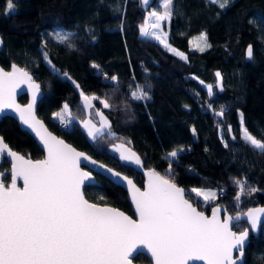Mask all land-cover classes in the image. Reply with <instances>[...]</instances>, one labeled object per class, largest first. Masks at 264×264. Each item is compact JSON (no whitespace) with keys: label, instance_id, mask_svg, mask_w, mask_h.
Returning <instances> with one entry per match:
<instances>
[{"label":"trees","instance_id":"16d2710c","mask_svg":"<svg viewBox=\"0 0 264 264\" xmlns=\"http://www.w3.org/2000/svg\"><path fill=\"white\" fill-rule=\"evenodd\" d=\"M7 3L0 0V65L9 69L15 63L33 75L43 93L36 114L53 133L139 186L143 176L119 160L113 145L128 144L143 168L163 176H169L172 160L167 153L183 149L171 164L170 178L188 190L186 197L201 211L208 213L211 206L219 205L234 215L264 205V154L243 141L239 117L241 112L245 128L264 140V0H230L223 9L209 0H173L167 43L186 59L140 35L150 7L140 0H14L11 16ZM57 31L72 33L74 48L58 43ZM201 33L210 45L203 51L192 43ZM249 45L252 59L245 55ZM112 76L118 83L111 81ZM137 84L145 87L150 99L131 98ZM81 91L99 98L93 101L92 114L95 109L103 111L113 136L103 133L93 140L77 125L60 128L53 114L65 103L77 109ZM101 99L111 107L103 108ZM19 101L25 103L26 96ZM222 108L224 116H215ZM0 136L28 158L43 157L35 141L10 117L0 120ZM9 168V162L2 160L0 170ZM94 176L100 186L84 187L85 197L133 215L126 192L105 177ZM236 180L246 186L239 201L235 200ZM192 187L223 194L212 203H203L191 198ZM246 227L241 221L233 229ZM262 257L264 222L259 236L250 238L245 248L244 264H264ZM133 261L150 263L146 255Z\"/></svg>","mask_w":264,"mask_h":264},{"label":"snow or ice","instance_id":"6c2138e0","mask_svg":"<svg viewBox=\"0 0 264 264\" xmlns=\"http://www.w3.org/2000/svg\"><path fill=\"white\" fill-rule=\"evenodd\" d=\"M209 2L223 9L230 0ZM142 3L146 4L147 0H142ZM161 7L162 12L153 11L149 14L155 18L151 24L152 29H159L161 22L170 21L173 15V0H162ZM7 14H15L14 0H8ZM145 23H148L147 19ZM140 31L141 35L151 36L181 59H186L183 53L167 43L166 33L149 32L143 26ZM72 36V33L61 31L54 34L58 43L66 44L69 48H74L70 42ZM197 39L203 42V47L197 45L200 51L210 47L206 34L201 33ZM252 56L253 49L249 45L247 57L252 59ZM44 59L51 64L47 53H44ZM93 67L99 68L95 64ZM64 76L71 79L68 73H64ZM216 76L217 86H220L221 74L217 72ZM110 79L118 83L116 76ZM23 82H27L32 91V99L25 108L17 105L14 97L15 89ZM76 87L79 88V85ZM208 91L211 95V85ZM39 92L40 85L33 81L28 71L16 64L11 66V71L0 68V111L5 108L18 111L22 123L27 124L40 137L47 153L44 159L33 161L9 149L3 138H0V158H11L12 177L8 185L0 180V264H132L136 256L146 254L145 249L154 264H188L189 261H203L204 264H237L240 261L244 264L250 230L245 228L243 231H233V227L246 218L251 231H255L264 208L249 209L243 216L228 215L226 209L219 206L212 208L210 217L198 211L186 198L189 194L170 178L171 164L183 149L167 153L172 158L169 162V176H162L154 170L145 173L148 180L143 190L128 177L103 164L98 165L100 170L115 179L127 182L138 219L115 208L89 202L82 189L86 182H93L94 177L92 171H85L84 168L89 163L97 166V161L57 139L36 120L33 108ZM80 96L85 110H92L93 101L99 99L83 91ZM131 98L148 100L150 96L144 86L137 84L131 92ZM100 104L105 109L111 107L106 99H101ZM224 112L222 108L214 112V115L222 118ZM53 115L64 127L72 123L68 118L73 114L67 103ZM95 115L99 117V127L90 119L81 121L88 136L95 140L105 131L113 136L111 124L103 111L97 109ZM192 131L195 135V128ZM228 131H233L231 125ZM241 138L264 154V140L255 138L244 127L243 117ZM113 148L119 152L121 161L141 164L140 158L127 149L125 144H116ZM17 179L23 181L22 188L17 186ZM235 184L239 188L235 200L239 201L246 193V186L242 180H236ZM191 192L196 197L202 196L205 203L223 194L196 188ZM234 251L238 255L234 256Z\"/></svg>","mask_w":264,"mask_h":264},{"label":"water","instance_id":"95a60500","mask_svg":"<svg viewBox=\"0 0 264 264\" xmlns=\"http://www.w3.org/2000/svg\"><path fill=\"white\" fill-rule=\"evenodd\" d=\"M140 1H141V4H142L143 6L146 7V6H151V5L154 3L155 0H147V3H146V4H145V3H142V0H140ZM0 40H1V38H0ZM0 47H1V45H0ZM248 47H249V46H248ZM248 47L246 48V51H245V55H246V58H247V59H248V57H247V49H248ZM14 64H15V63H14ZM12 65H13V64H12ZM12 65H11V66H12ZM16 65H17V67L26 70V69H25L24 67H22L21 65H18V64H16ZM11 66H10L9 69H5V68H3V67L0 65V68L4 69L5 71H11ZM26 71H27V70H26ZM28 72H29V71H28ZM29 74L32 76L33 81H34L35 83L39 84V83L34 79L33 75H32L30 72H29ZM39 85H40V84H39ZM23 95H25L26 98H27V101H26L25 103H22V102L19 101V97H20V96H23ZM42 96H43V93H42V90H41V88H40V92L37 93V101H36V104L34 105V108H33V111H34V115H35L36 120H39V121L43 124L44 128L47 129V131L50 132L52 135H54L57 139H61V140H63L66 144H68V145L72 146L73 148H75L73 145H71L70 143H68L67 141H65L63 138H61V137L57 136L55 133H53V132L47 127L46 123H45L42 119H40V118L37 116V114H36L37 104H38L39 100L42 98ZM14 97H15V103H16L17 105H19L21 108H25V107L29 104V102L31 101V99H32V91H31L30 88H29V84H28L27 82L20 83L19 86L15 89ZM3 117H10V118H12V119L18 124L19 128H20L22 131L26 132V133H27V134H28V135H29V136L35 141L36 145H37V146L41 149V151L43 152V157H42L41 159H37V160H42V159H44V158L46 157L47 153H46V150L44 149L43 143H42L41 140H40V137L37 136L36 133H35L30 127H28L27 124H23V123H22V121H21V119H20V114H19L18 111H16L14 108H5V109H3L2 111H0V120H1ZM0 138H2V136H0ZM3 141H4V139H3ZM4 143L8 145V143H6L5 141H4ZM120 144H121V143H120ZM123 144H125V147H126L127 149H129L131 152H134V150H133L128 144H126V143H123ZM8 148L11 149L12 151L16 152L17 154L22 155L20 152H18V151H16L15 149L11 148L9 145H8ZM75 149H76V148H75ZM76 150L79 151V152H83V153H85L86 155H88V154H87L86 152H84V151H81V150H78V149H76ZM119 155H120L119 152L116 151V156H117L118 158H119ZM136 155H137V154H136ZM5 156H6V154H5ZM22 156H24V155H22ZM88 156H90V155H88ZM137 156H138V155H137ZM24 157H25V158H28V157H26V156H24ZM90 157H91V156H90ZM91 158H92L93 160L97 161V166H94V165H92V164L89 163V164L87 165V167L84 168V170H85V171H92V175H93V177H94V181H93V182H86L85 187H86V186H100V182H99V181L95 178V176H94L95 174H99V175L105 177L106 179H108L109 181H111L114 185L121 187V188L126 192V194H127V200H128V202H129V204H130V207H131V210H132L133 215H129L128 213L122 211L120 208H118V207H116V206H113V205H110V204H100V203H97V204H99L100 206H108V207L115 208V209H117V210H119V211L125 213L126 215L130 216V217L133 218V219H138V217H137V215H136V213H135V206H134V204H133V202H132V200H131V194H130V192H129V189H128V186H127V182H126V181H121V180L115 179L114 177H112V176H111L109 173H107L106 171L100 170V169L98 168V165H99V164H103V165H105L107 168H111V167H109L108 165H106V164H104V163H102V162H100V161L94 159L93 157H91ZM4 159H6V160L9 162V164H10L9 174H10V183H11V180H12V177H11V158H0V163H1L2 160H4ZM30 159H31V158H30ZM31 160H33V159H31ZM119 160H120V159H119ZM33 161H35V160H33ZM122 162L125 163V164H127V165H129V166L134 167L137 171H139V172L141 173V175L143 176V185H142V186H139V185H138V184H137V183H136L131 177L126 176L125 174L119 172V171L116 170V169H113V168H111V169H113L114 171L119 172L122 176H126V177H128L129 179H131V180L135 183V185H136L137 187H139L141 190H143V189H144V186H145V184L147 183V180H148V177L145 175V173H146L147 171H149V170H153V169H145V168H143V167L141 166V164H140V165H137V164H135V163L127 162V161H122ZM157 173H158V172H157ZM159 174H160V173H159ZM160 175H161V174H160ZM162 176H163V175H162ZM0 180H2L1 176H0ZM10 183H9V184H10ZM16 183H17V186H18V187H21V188L23 187V181H22L21 179H17V182H16ZM177 186H178V185H177ZM178 187L184 189L186 193L188 192V190L185 189L184 187H182V186H178ZM82 190H84V188H83ZM83 192H84V191H83ZM85 198H86V197H85ZM186 198H187V197H186ZM86 199H87V198H86ZM187 199H188V198H187ZM189 201H190V200H189ZM89 202H91V203H96V202H93V201H90V200H89ZM190 203H192V201H190ZM192 204H193V203H192ZM193 206L196 207L198 211H201L196 205L193 204ZM217 206H219V205H213V206H211V208H210V210H209L208 213H206V212H204V211H202V212H204L205 215H207V216L210 217V216L212 215V208H213V207H217ZM219 207L222 208V209H225L223 206H219ZM259 208H264V205H260V206H251V207L247 208L244 212H242V213H237V214H234V215H231V214H229L228 212H227V214H228V215H231V216H236V215H241V216H243V213L248 212L249 209H259ZM221 219H223V213H221ZM241 221L245 222L246 225H247L246 228H248V229L250 230V231H249V237H248V240H247V242H246V246H247V245H248V242H249V240H250V238H257V237L259 236V234H260V230H261V225H262V223L264 222V213L260 214V220H259V222H258L257 229H256L255 231H251V226H250V224L247 222V219H246V218H243ZM241 221H240V222H241ZM244 229H245V228H244ZM244 229H243V230H244ZM243 230H242V231H243ZM233 231H235V230L233 229ZM245 248H246V247H245ZM145 253H146L145 255L148 257L150 263H135V262L133 261V259H132V264H154V262L151 260V256H150V254L147 253V250H146V249H145ZM233 255L236 256V255H238V253H236V252L234 251V252H233ZM243 259H244V258H243ZM188 264H204V262H203V261H189ZM237 264H241V262H240V261H237Z\"/></svg>","mask_w":264,"mask_h":264},{"label":"rangeland","instance_id":"374dc122","mask_svg":"<svg viewBox=\"0 0 264 264\" xmlns=\"http://www.w3.org/2000/svg\"><path fill=\"white\" fill-rule=\"evenodd\" d=\"M161 4H162V0H159V1L157 2L156 5H154V6H150V7L147 9V11H146V15H145V20H144L143 24L140 25V28H139V33H140V35H141V31H140V29H141L142 26H143V27H146L147 30H148L149 32H151V31H156L157 34H163V33L168 34V24H169V21H162V22H161V27H160L159 29H152V28H151V24L155 22V18H154V17H150L149 14H150L151 12H153V11H159V12H162L163 9H162V7H161ZM146 19L148 20V23H147V24L145 23V22H146ZM141 36L146 37V38L151 39V40H154L155 42H157L158 44H160L162 47H164L163 44H161L158 40L152 38L151 36H144V35H141ZM193 42H194V43H193ZM192 43L194 44L193 47H196V48H197V45H198V44H199L200 46L203 45V42H202V41H199L197 38H193V39H192ZM164 48H165V47H164ZM171 48H172V47H171ZM166 49H167V48H166ZM167 50H168V49H167ZM168 51H169V50H168ZM177 51H178V50H177ZM170 52H171V51H170ZM178 52H180V51H178ZM172 53H173V52H172ZM174 54H175V53H174ZM175 55H176V54H175ZM177 56H178V55H177ZM179 57H180V56H179ZM180 58H181V57H180ZM219 73H220V72H219ZM206 87L208 88V86H206ZM219 87H221V85H220ZM74 112H75V114H79L80 117H81V111H80L79 108L76 109ZM239 117H240V135H241V117H242V113H241V112H239ZM70 120H71V119H70ZM70 125H71V124H70ZM244 127H245V126H244ZM4 160H6V159H4ZM0 173H3V176H1V178H2L3 182H4L6 185H8V184L10 183V174H9V170H0ZM193 188H196V187H192V188L190 189L191 198H192L193 200H199V201L205 203L204 200H203V197H202V196H201V197H196L195 193L191 192V190H192ZM196 189H200V190H202V191H204V192H207V191H214V192H217L216 190H213V189H205V188H196ZM212 202H213V201H211V202H209V203H212ZM209 203H208V204H209Z\"/></svg>","mask_w":264,"mask_h":264},{"label":"crops","instance_id":"0c3cea01","mask_svg":"<svg viewBox=\"0 0 264 264\" xmlns=\"http://www.w3.org/2000/svg\"><path fill=\"white\" fill-rule=\"evenodd\" d=\"M79 109H80V111H81V117H80V115L79 114H75V110L73 111L72 109H70L71 110V112H72V117H69V119H71V121H72V123H71V125H70V127L74 124V125H77V126H79L81 129H82V131L86 134V136L89 138V139H91L89 136H88V134H87V130L82 126V124H81V121H83V120H85V119H90V120H92L94 123H96V125H97V127H99V117H97L96 115H95V111L93 112V114H92V110H85L84 108H83V105H82V100H81V98H80V102H79ZM77 108V109H78ZM95 110H97V109H95ZM91 115H93V117L95 118V120L91 117ZM104 133H107V131H105Z\"/></svg>","mask_w":264,"mask_h":264},{"label":"built area","instance_id":"2783aa9c","mask_svg":"<svg viewBox=\"0 0 264 264\" xmlns=\"http://www.w3.org/2000/svg\"><path fill=\"white\" fill-rule=\"evenodd\" d=\"M60 125V128H62V129H66L67 127H64V126H62L61 124H59Z\"/></svg>","mask_w":264,"mask_h":264}]
</instances>
